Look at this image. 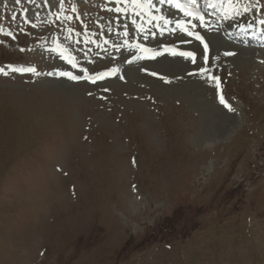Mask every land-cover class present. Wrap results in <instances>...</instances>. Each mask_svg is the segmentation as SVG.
Returning a JSON list of instances; mask_svg holds the SVG:
<instances>
[{
	"label": "rangeland",
	"instance_id": "obj_1",
	"mask_svg": "<svg viewBox=\"0 0 264 264\" xmlns=\"http://www.w3.org/2000/svg\"><path fill=\"white\" fill-rule=\"evenodd\" d=\"M115 6L0 0V68L40 73L0 74V264H264V49L133 60L143 13Z\"/></svg>",
	"mask_w": 264,
	"mask_h": 264
},
{
	"label": "snow or ice",
	"instance_id": "obj_2",
	"mask_svg": "<svg viewBox=\"0 0 264 264\" xmlns=\"http://www.w3.org/2000/svg\"><path fill=\"white\" fill-rule=\"evenodd\" d=\"M122 2L123 3H127V0H116V6L114 8L108 9V11H114L116 13L127 12L128 11L127 7H121L120 6V4ZM131 2H132V5H133V8H140L141 10H144L145 8L152 7V0H144V3H141L140 0H131ZM164 2H165V0H160L161 4H163ZM195 2H196V0H188V4L190 6L191 5H195ZM168 3H172V0H168ZM257 4H259V0H257ZM209 6H212V5H209ZM174 7L181 9L184 12L185 16L191 17V16L195 15V13L191 9V7H183L179 3H176L174 5ZM223 7H224V10H225V16H224L225 19H228L229 18V14L233 13V12H235L237 15H239L238 8L233 5L232 0H227V4L223 5ZM253 8H255L256 11L264 12V6L257 7L256 5H253ZM75 11H76L75 8H73V12H75ZM243 11L246 13V12L249 11V8L247 6H245L243 8ZM136 15L139 16L140 13L137 12ZM57 19H59V17H57ZM65 19H71V17H65ZM152 19L164 20L165 25H167L169 23V21L165 20L164 17H162V16L161 17H152ZM199 20L201 22V26H203L204 18L202 16H200ZM132 22L135 24L134 20ZM187 23L190 24L192 28L196 27V25L192 24L190 20ZM260 23L264 24V20H261ZM33 27H35V25H33ZM176 27L178 29H180V31L183 32L186 36L194 38V40L199 41L200 44L203 45V49H204V51H203V60H204V63L207 64L208 61H209L208 44L205 43L204 38L199 34V32L189 31L188 28L185 26V21H177L176 22ZM137 30L140 31V32L144 31L143 27H141L139 25L137 26ZM164 30L165 29H160L161 34H163ZM68 31L71 32L72 29L69 28ZM171 31L174 32V31H176V29H172ZM124 35H127V31H125ZM152 35H155V33H152ZM145 38H147V37H145ZM13 39H15V36H13ZM183 42L190 43L191 41H183ZM86 43H87V41H86ZM104 43L107 44L108 41L105 40ZM125 43L127 44V41H125ZM113 46L116 48L117 51L120 50L119 46H116V45H113ZM129 47H136L137 49H139V51L141 53L145 54V55L134 56L133 60L146 59V58L147 59H155L156 56L164 54L163 52H159V51L152 52V50H150L148 48H145L143 45H140V44L129 45ZM57 48H59V46H57ZM21 50L23 51V49H21ZM52 51H57V49H52ZM164 52H167V53L171 54L172 56H180V57H183L184 59H190L193 64L197 63V57H196V54L194 52L178 51V50L173 49V48H165ZM149 53H151V54L149 55ZM59 55H60L61 59L66 60L68 63H70L73 68L77 67V64L73 62V58H71L70 55H65L64 51H60ZM224 55H232V53L225 52ZM128 63H132V60H129ZM9 71L13 72V73H17V72H19V73H33L35 75H40V73L37 72V70L34 67H28V68H15V67H12V68H10L8 70H5L4 68H0V74H3L5 76H7L9 74ZM81 71H84L85 73H87L86 69H81ZM117 71H118V69L112 68L108 72L99 73V74L95 75V77H92V78L88 77L87 74L85 76H83V77L72 75L71 73H67V72H59L57 74L61 75V76H68V78L72 79V80L91 79V81L93 83H95L96 80L104 79L108 75H115L117 73ZM145 71H146V69H145ZM199 73L202 76H206V79L208 81L215 82L216 89H217V94L219 95L220 78L217 77V76L212 75L211 73H209L208 68H206V67L199 68ZM148 74L152 75V76H156L157 75V73H155V72H151V73H148ZM47 75H53V73L49 72V73H47ZM120 78L123 79L122 76ZM159 78L162 79V80H165V83L169 82L163 76H161ZM105 91H107V89H105ZM219 100H220V103L225 108H227L229 111H232L231 107L226 103V101H225V99H224V97L222 95H219Z\"/></svg>",
	"mask_w": 264,
	"mask_h": 264
},
{
	"label": "bare ground",
	"instance_id": "obj_3",
	"mask_svg": "<svg viewBox=\"0 0 264 264\" xmlns=\"http://www.w3.org/2000/svg\"><path fill=\"white\" fill-rule=\"evenodd\" d=\"M260 1V0H259ZM241 7V6H240ZM243 7V6H242ZM224 8V7H223ZM261 20L259 19V22H260ZM138 202V201H137ZM136 204V203H135Z\"/></svg>",
	"mask_w": 264,
	"mask_h": 264
}]
</instances>
